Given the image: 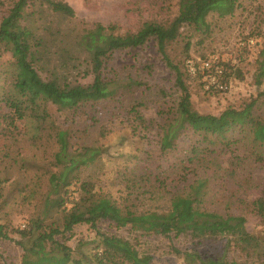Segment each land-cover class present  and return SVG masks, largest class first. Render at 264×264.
Returning <instances> with one entry per match:
<instances>
[{
	"label": "rangeland",
	"instance_id": "374dc122",
	"mask_svg": "<svg viewBox=\"0 0 264 264\" xmlns=\"http://www.w3.org/2000/svg\"><path fill=\"white\" fill-rule=\"evenodd\" d=\"M17 1L0 0V22ZM178 1L29 0L12 30L21 33L22 40L28 43L29 61L41 80L85 87L92 78L77 75L64 54L61 40H71L97 23L115 26L116 34L134 33L145 22L165 24L176 16ZM64 7L71 8L74 16L70 17ZM206 21L207 34L183 27L181 35L166 46L174 66H188L184 43L190 41L188 61L198 64L197 74H190L186 80L191 108L199 114L216 116L227 108L241 109L255 102V114L263 115L264 76L257 84L256 74L263 60L264 0H238L231 16L218 18L210 13ZM66 33L69 38L64 36ZM204 60L228 64L223 90L209 88L199 68ZM10 63L9 54L0 48V91L12 90L10 79L5 76L15 75V66ZM102 73L106 79L114 80L115 92L111 97L81 105L73 115L53 107L49 112L60 128L69 126L74 130L72 140L78 146L102 150L95 165L85 173L95 182L96 189L119 202V197L125 196L124 169L129 167L135 177L150 173L148 185L157 186L162 179L155 180L156 177L165 178V185L157 189L143 187V196L132 203L138 208L167 211L173 195L187 193L189 183L201 179L206 181L201 208L222 216H244L246 230L256 237L257 245L246 253L229 238L192 241L188 235H141L108 221L98 224L100 233L127 243L137 257H150L151 264H185L173 247L195 250L204 256L225 255L230 263L264 264V205L256 204L264 195V160H254L253 143L245 140L232 146V150H238V158L228 150L211 148L215 151L208 167L196 168L195 174L186 173L183 180L179 163L187 154L190 138L181 137L175 149L166 154L161 153L158 145L160 127L175 108L180 93L174 84L175 75L157 51L156 43L150 40L142 47L113 52L104 62ZM129 81L140 84L130 86ZM136 103H140V115L151 122L145 133L139 129L133 132L136 121L130 108ZM28 122H18L17 129L9 134L0 132V225L13 241L20 240L16 229H25L41 216L48 178L55 170L52 155L56 146L49 131L35 129V123ZM0 127L4 130L3 125ZM54 239L70 248L74 260L94 253L92 249L100 240L95 230L85 224L76 225L71 233L55 235ZM13 241L0 240V264H22L23 250ZM49 247L50 244L47 250Z\"/></svg>",
	"mask_w": 264,
	"mask_h": 264
},
{
	"label": "trees",
	"instance_id": "16d2710c",
	"mask_svg": "<svg viewBox=\"0 0 264 264\" xmlns=\"http://www.w3.org/2000/svg\"><path fill=\"white\" fill-rule=\"evenodd\" d=\"M28 1L18 0L0 22V48L9 54L12 61L10 65L15 66V75L5 74L10 79L12 90L0 91V124L4 126V130L0 127V132L7 131L9 134L17 129L18 122L31 121L35 123V129L44 128L49 131L56 150L52 155L55 170L48 178V190L42 202L41 216L25 229L14 231L20 238L18 241H13L3 225H0V240L13 241L22 248L21 263L151 264L150 257H137L129 250L127 243L102 235L98 229V224L102 221H108L120 228L129 227L141 235H188L192 241L229 238L236 248L246 253L256 246L257 239L246 230L244 216H222L201 208L206 195V181L201 179L189 183L187 193L173 195L167 211L138 208L132 203L143 196L144 192H140L145 190L143 187L157 189L165 185V178L160 177L155 178L162 179L157 186L148 185L150 173L135 177L129 167L124 169L122 180L126 186L125 196L119 197V202L107 193L97 190L95 182L85 173L95 165L102 150L94 146H78L72 140L75 138L74 130L69 126L60 128L49 113L50 107H53L60 113L73 115L81 105L111 97L115 92L112 85L114 80L103 76L104 62L115 51L142 47L153 40L167 67L173 71L174 84L180 93L175 108L167 114L169 117H165L166 121L160 127L159 150L164 154L172 152L181 137L190 138L187 154L179 163L181 178H187L186 173L195 174L196 168L208 167L212 158L210 155L215 151L211 148L228 150L230 155L238 158V150H232L231 147L245 140L253 143L251 155L254 160L262 162L264 114H255V102H250L241 109L227 108L216 116L197 113L191 108L190 94L186 86V80L191 73L186 64L185 67L174 66L166 54V46L181 35L183 27L192 28L199 34H207V16L210 13L218 18L231 16L238 0H179L176 16L165 24L145 22L134 33L116 34L115 26L105 27L97 23L71 40H61L64 54L77 75L92 78L91 83L85 87L41 80L31 66L28 43L22 40L21 33L12 30ZM63 9L70 17L74 16L71 8ZM64 36L69 38L70 34L66 33ZM189 47L190 41L187 39L184 43L187 61ZM261 54L263 60L256 74L257 84H260L264 76V50ZM196 66L198 67L197 63ZM227 66L225 63L212 64L206 72L215 75L216 81L225 85L228 78ZM219 68L222 70V77L216 73ZM139 84L135 81L128 82L130 86ZM261 96L264 98V93ZM139 104L136 103L130 108L136 121L133 132L139 129L145 133L151 122L140 115ZM256 204L264 205V195ZM79 224L89 225L100 240L92 249L94 253L82 254L79 259L74 260L70 248L56 241L54 236L71 233ZM48 244L50 247L47 250ZM173 251L183 258L185 264H237L226 261L225 255L204 256L195 250L180 251L174 247Z\"/></svg>",
	"mask_w": 264,
	"mask_h": 264
},
{
	"label": "built area",
	"instance_id": "2783aa9c",
	"mask_svg": "<svg viewBox=\"0 0 264 264\" xmlns=\"http://www.w3.org/2000/svg\"><path fill=\"white\" fill-rule=\"evenodd\" d=\"M187 62H188V64H190V65L187 66L189 72L192 75H196L197 72H198V67L196 66V64L193 65V63H191L190 61H187ZM211 66H212V64L210 62L203 61L200 64V67L199 68H201L202 75H203V77H205L206 82L210 84L209 88L213 87V88H218L220 90H223L225 88V85L224 84H221L218 81H216L215 75H211L209 72H206V71H208L211 68ZM216 69H218V68H216ZM221 71L222 70H220V68H219V70H217L216 73L219 75L221 73ZM220 77H222V75Z\"/></svg>",
	"mask_w": 264,
	"mask_h": 264
}]
</instances>
